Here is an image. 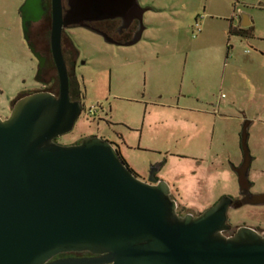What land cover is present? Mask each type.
<instances>
[{
    "label": "rangeland",
    "instance_id": "1",
    "mask_svg": "<svg viewBox=\"0 0 264 264\" xmlns=\"http://www.w3.org/2000/svg\"><path fill=\"white\" fill-rule=\"evenodd\" d=\"M136 1L147 9L131 45L108 43L88 28L67 30L77 51L81 111L56 141L101 137L139 179L157 166L176 212L196 215L222 195L238 198L231 166L241 161L239 132L247 120L250 192H263L264 0ZM23 2L0 0V118L18 93L39 86L22 35ZM241 13L249 37L227 33L240 27ZM227 223L225 235L240 226L264 229V203L230 207Z\"/></svg>",
    "mask_w": 264,
    "mask_h": 264
},
{
    "label": "water",
    "instance_id": "2",
    "mask_svg": "<svg viewBox=\"0 0 264 264\" xmlns=\"http://www.w3.org/2000/svg\"><path fill=\"white\" fill-rule=\"evenodd\" d=\"M66 5L62 13L61 0H50L49 47L57 94H26L0 118V264H264V231L240 226L224 234L230 230V195L196 215H180L168 185L153 176L157 166L143 181L101 137L86 136L74 144L54 141L72 129L81 111L80 101L69 100L61 31L113 18L141 22L146 10L136 0H66ZM44 7L42 0H24L19 7L25 41L28 25ZM239 16L240 27L249 26L247 15ZM141 30L123 45L137 42ZM29 49L39 68L41 60ZM249 124H241V161L231 169L245 197L242 202L253 204L264 200V194L248 191ZM80 251L91 256L51 260Z\"/></svg>",
    "mask_w": 264,
    "mask_h": 264
},
{
    "label": "flooded vegetation",
    "instance_id": "3",
    "mask_svg": "<svg viewBox=\"0 0 264 264\" xmlns=\"http://www.w3.org/2000/svg\"><path fill=\"white\" fill-rule=\"evenodd\" d=\"M42 2L45 5L44 11L42 12V14H40L39 18L36 21L31 22L28 25L27 33H26V35H27L26 43H27L28 49H29V46L32 47L33 52H35L37 54L38 58L41 60V66L38 68V60L36 59V57L33 55V53L29 49V51L31 52V54L33 55V57L36 60L35 83L37 82V84H39V86L37 88L22 91V92L18 93L9 102L8 111H7L8 113L10 111V108H11L13 102L16 99H18V98H20L26 94L36 92V91H47L53 95L57 94V90L54 89L55 86L58 89L57 75L55 74V76H53L49 73L51 71V69L55 70L54 63H53L51 53H50V47H49V31H50V25H51L50 0H42ZM61 7H62V13H64L65 10L67 9L66 0H61ZM132 13L133 12H131V15L133 16ZM74 26H77V25H69L61 31V39L63 41H66V42L68 41L69 34H68L67 30L74 27ZM140 28H142V30H143L142 23L136 17L131 18L129 21L122 19V18H113V19L93 21V22L88 23V29H90L92 31H93V29H95L97 31L104 33L105 35H107L111 39L112 38L120 39V40H123L124 42L131 39L136 33H138ZM142 30H141V32H142ZM61 53H62L63 60L65 62V66H66V70H67L69 100L70 101H79L76 98L75 86L72 82V78H73L72 73H73L75 60H73L71 58V55H70L67 47H63V49L61 48ZM55 73H56V71H55ZM48 87H51V88H48ZM57 138L58 137H56L54 139L55 142H57L56 141ZM79 140L80 139L75 140V141L70 142V143H67V144H74V143L79 142ZM59 144H61V143H59ZM239 163L237 165H239ZM156 171L153 173V176L157 180H160V178H158L156 176ZM147 177H148V173H147L146 177L143 178L142 180L147 181ZM251 185H252V183H251ZM250 187L248 189L249 192H250ZM238 193H239L238 198L231 196L233 199L232 206L241 205V204H248V203L242 202L245 200V197L239 191H238ZM252 194H264V191L261 193H252ZM257 203H264V200H258L256 202V204ZM246 227L251 228L252 230H254L257 233H262L264 231V229H261V228H256V227H252V226H246ZM229 231H227V232H229ZM90 256H91V254H89L88 252H85V251L68 252V253L57 254L56 256L51 258V260L57 259V258H88Z\"/></svg>",
    "mask_w": 264,
    "mask_h": 264
},
{
    "label": "trees",
    "instance_id": "4",
    "mask_svg": "<svg viewBox=\"0 0 264 264\" xmlns=\"http://www.w3.org/2000/svg\"><path fill=\"white\" fill-rule=\"evenodd\" d=\"M249 29H250V26H247L246 28H245V27H244V28L239 27V28H237V29H235V28H228L227 33H228V34L237 35V36H240V37H249V36H250V31H249ZM93 30H95V29H93ZM112 40H113L115 43H117V44H123V43H124V41H123V40H120V39H114V38H112ZM63 47H67V49H68V51H69V53H70V55H71V58H72L73 60H75L76 57H77V51H76V49H75V47H74V45L72 44V42H71L70 39H68L67 42H66V41H63V40L61 39V48L63 49ZM72 74H73V73H72ZM72 82H73V84H74V86H75L76 98L80 101L81 93H80V91H79V86H78V83H77V81H76V79H75L74 74H73ZM119 156H120V159L122 160V162L127 166V168H129V166L127 165V163L125 162V160L122 158V156H121V155H119ZM163 162H164V161H162V163H163ZM162 163H161V164H162ZM161 164H160V165H161ZM129 169L131 170V168H129ZM131 171H132V170H131Z\"/></svg>",
    "mask_w": 264,
    "mask_h": 264
},
{
    "label": "built area",
    "instance_id": "5",
    "mask_svg": "<svg viewBox=\"0 0 264 264\" xmlns=\"http://www.w3.org/2000/svg\"><path fill=\"white\" fill-rule=\"evenodd\" d=\"M93 113H94V109L93 108H89L88 110H87V114H89V115H93Z\"/></svg>",
    "mask_w": 264,
    "mask_h": 264
},
{
    "label": "crops",
    "instance_id": "6",
    "mask_svg": "<svg viewBox=\"0 0 264 264\" xmlns=\"http://www.w3.org/2000/svg\"><path fill=\"white\" fill-rule=\"evenodd\" d=\"M239 21H240V19H238V25H239ZM240 26V25H239ZM123 142V141H122ZM123 144H124V142H123ZM122 155V154H121ZM156 176L158 177V178H160L161 179V177L159 176V174H158V167H157V171H156ZM146 176H144L143 178H145Z\"/></svg>",
    "mask_w": 264,
    "mask_h": 264
}]
</instances>
